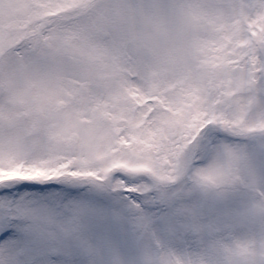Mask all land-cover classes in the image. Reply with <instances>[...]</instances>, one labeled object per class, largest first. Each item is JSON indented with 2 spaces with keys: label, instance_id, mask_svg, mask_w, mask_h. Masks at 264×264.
Returning <instances> with one entry per match:
<instances>
[{
  "label": "snow or ice",
  "instance_id": "obj_1",
  "mask_svg": "<svg viewBox=\"0 0 264 264\" xmlns=\"http://www.w3.org/2000/svg\"><path fill=\"white\" fill-rule=\"evenodd\" d=\"M0 264H264V0H0Z\"/></svg>",
  "mask_w": 264,
  "mask_h": 264
}]
</instances>
